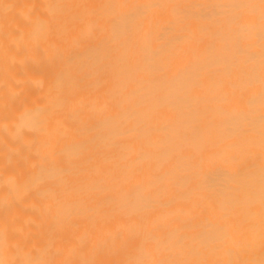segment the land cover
Wrapping results in <instances>:
<instances>
[{
  "label": "bare ground",
  "instance_id": "obj_1",
  "mask_svg": "<svg viewBox=\"0 0 264 264\" xmlns=\"http://www.w3.org/2000/svg\"><path fill=\"white\" fill-rule=\"evenodd\" d=\"M0 264H264V0H0Z\"/></svg>",
  "mask_w": 264,
  "mask_h": 264
}]
</instances>
